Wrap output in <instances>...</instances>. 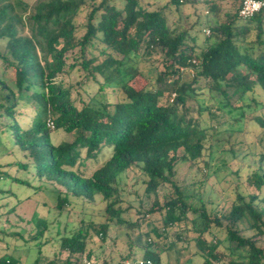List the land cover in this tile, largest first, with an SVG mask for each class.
Instances as JSON below:
<instances>
[{
	"label": "trees",
	"instance_id": "trees-1",
	"mask_svg": "<svg viewBox=\"0 0 264 264\" xmlns=\"http://www.w3.org/2000/svg\"><path fill=\"white\" fill-rule=\"evenodd\" d=\"M203 2L167 0L157 7L149 0H0V120H7L0 121V148L4 142L11 148L10 159L0 151V200H14L9 213H16L25 202L19 198L24 188L41 191L44 181L54 189L61 214L72 212L69 198L90 202L99 195L104 204V218L93 213L80 219L72 212L63 219L69 223L68 216L75 215L73 225L49 236L51 218L41 219L34 211L35 232L29 238L38 241V250L31 264L92 260L93 237L105 242L112 226L141 227L139 218L126 219L132 202L138 203L140 222L150 228L138 233L136 245L127 240L130 252L117 264H163L162 254L177 241L153 249L151 239L165 238L166 229L181 222L192 233L193 255L201 264H264V8L243 20L239 0ZM186 5H201L200 14L207 15L194 25L210 31L202 44L178 15L177 22L168 19L174 13L186 19ZM80 17L84 23L78 25ZM154 54L163 61L152 83L145 73L151 68L143 64ZM67 77L80 80L75 97L74 84L64 83ZM32 105L36 115L23 123L26 115L16 114ZM49 117L54 130L70 135V141L52 143ZM221 133L227 134L221 140L227 147L214 140ZM243 134L254 137L249 147L241 141ZM226 152L232 159L251 158L246 182L252 192L237 191L220 213L195 185L177 178L176 168L211 171L214 155ZM101 156L89 175L76 169ZM226 165L223 161L213 173ZM133 169L142 185L125 193L119 181ZM21 172L38 184L21 178ZM166 185L170 194L160 200ZM144 196L153 198L147 209ZM156 214L160 227L146 220ZM2 234L19 233L0 229ZM125 236L130 237L128 231ZM0 264L24 263L14 252L0 256Z\"/></svg>",
	"mask_w": 264,
	"mask_h": 264
},
{
	"label": "rangeland",
	"instance_id": "rangeland-1",
	"mask_svg": "<svg viewBox=\"0 0 264 264\" xmlns=\"http://www.w3.org/2000/svg\"><path fill=\"white\" fill-rule=\"evenodd\" d=\"M33 1V0H32ZM100 1V0H96ZM150 2L156 3L157 7H161L167 3V0H149ZM196 5L203 4V0H194ZM201 6V5H200ZM200 6H192V5H186L183 8L182 13L186 15V19L184 16H181V13H174L173 15L168 14L169 21L174 20L177 22V17L179 16V20H181L183 26L187 30H191L195 33L198 32V42L203 43L205 38V30L208 28L204 25H202L200 28L195 27L194 25L197 23V21H200L201 23L204 21L205 13L203 15L200 14ZM197 9V10H195ZM178 15V16H177ZM204 18V19H203ZM84 17L78 18L76 21L79 24L84 23L83 21ZM205 22V21H204ZM199 30V31H198ZM196 35V34H195ZM162 56L159 54L152 55L147 62L143 64V68L148 69L146 70L147 76L150 78V80L153 83V80L155 79L156 73L159 71H162ZM152 66V67H151ZM79 79H76L75 77H67L64 78V83H72L74 84V90L73 95L76 96L75 91H77L78 86H76L75 83L78 82ZM80 81V80H79ZM76 89V90H75ZM80 91V90H79ZM172 96H170L169 99H171ZM35 105H32L28 107L26 110L21 109L19 112H17L16 115H26L29 118L23 119V123L30 121L35 115ZM18 117V116H17ZM50 118V117H49ZM18 119H21L18 117ZM51 119V118H50ZM3 123H7L6 118H2ZM3 123L0 122V125H3ZM51 134V141L54 145H58L59 143L63 141H70L72 137L68 134H65L62 130L56 129L54 131H50ZM227 138L226 133H221L220 135L216 136L214 138L215 141H219L220 147L221 145H225L221 140H225ZM241 141L245 143V146L249 147L251 143L254 142V137L252 134H243V137L241 138ZM5 145H1L0 151L4 152L5 159L8 157L10 159V153L11 148L8 143H5ZM217 144V143H216ZM227 144V143H226ZM227 147V146H226ZM246 148V147H245ZM16 153L17 151L13 149ZM18 156V155H17ZM84 156V152L82 153V157ZM18 157H21L18 156ZM4 159V160H5ZM102 156L99 158L98 162H91L87 161L86 166H78L76 165V169H80V171H83L87 175H89L90 171L96 166L97 164L102 162ZM227 162V165L223 168L218 170L216 173H213L216 170V167H220V164L222 162ZM187 165L179 164L176 168L177 170V178L181 180L182 182H185L186 185H195V188L199 193H202L203 200L209 202V205L211 206L212 211L214 212H220L222 213L224 210L229 209L231 203L234 201L236 192H241L244 194L251 193L252 189L249 188L247 185L246 179H247V173L250 174V170L253 169V164L251 162V158L243 159V154H239L238 157L232 159L230 158V153H218L214 155L213 161L211 162L212 170L208 171L207 169L203 168L202 170L199 169H190L186 167ZM239 167L242 170H240L239 175L236 176L233 174V171L236 170V168ZM87 169V170H86ZM89 169V170H88ZM20 177L24 180H28L31 182L30 184L35 185L38 184L37 179L33 175H29L27 173L21 172ZM138 176L137 171L135 169L130 170L126 173H124L121 176L120 179V188L125 193L130 191V193L134 190L130 187L132 185H142V179ZM45 187L41 191H36V188L33 187H25L22 191L24 194L21 196L20 199L24 200L25 202H22V208H17L16 213H9L11 210V206L15 205L16 202L12 200L11 198H7L5 200H0V229H3L5 232H12L19 234L17 236H8L7 235H0V256L4 255H12L15 253L18 254L19 259H21V262L24 264H31L32 260L37 256V246L38 241L32 240L29 238V235L31 234V231L35 232V222H34V211L39 213V216L41 219L45 218V215H47L48 218H51L49 221L48 231H46L45 236H49L50 232H54L59 227H64L65 225H73L72 221L76 220L75 215L71 214L69 215V223H67L66 218L63 219V215L67 216L68 214L74 212L78 215V218L82 219L83 217L88 218L89 215L95 213L97 215V219L104 218L103 212H104V204L100 201V196L96 195L94 199L90 202H84L81 199L76 200L73 198H69L72 204V212H63L61 214V211L56 209L54 204V197L53 193L54 189L51 188V185H47L46 182ZM41 182V183H42ZM40 183V184H41ZM9 184V182H7ZM6 188L8 185L5 186ZM12 190L17 191V187H8ZM139 189V186L137 190ZM195 189V190H196ZM170 194V187L169 185L164 186L159 190L160 200L163 199L164 195ZM28 198V199H27ZM149 198V199H147ZM145 197L143 199L142 205L145 209L148 208L149 203L152 202V199L150 197ZM27 199V200H26ZM123 207L127 208L128 203V197H124ZM194 201V200H193ZM46 202L47 204H43ZM133 206H131L130 214L126 217V219H131V221H135L137 218H139L140 228H134V229H127L125 227L120 226H112V228L109 230L107 240L105 242H101L99 236H95L91 239L90 245L88 248L92 251V260L95 262V264H103L104 261L107 262V264H117V262L120 260V255L125 256L128 255L130 252V248L128 246V241L135 244L136 237L138 233L144 232L150 228L148 226L147 221L140 222L142 219L141 215H137L136 211L138 208V203L132 202ZM35 207V208H34ZM143 208V209H144ZM141 209V208H139ZM47 212V213H46ZM51 212V214L49 213ZM61 214L60 215L57 214ZM36 215V214H35ZM55 215V216H54ZM38 216V215H37ZM22 218L23 220H21ZM57 218V220H55ZM160 217L158 214L152 216H149L146 218L151 223H154V225L160 227ZM79 220V219H78ZM9 221V222H8ZM27 221H30L28 224H26ZM54 223V226L51 225ZM18 225V227H17ZM7 230V231H6ZM184 223L181 222L180 224H174L172 226H169L166 229V237L165 238H149L147 237L146 240L151 239L152 242H154L153 249H158L162 246L163 242H171L173 240L177 241V245L175 248L171 250H165L162 254V261L163 264H201V260L198 259L197 256H194V242L191 240L192 233L190 232L187 234V232L184 231ZM128 231L130 234V237L125 236V232ZM183 232V233H180ZM214 234H217V236L221 235L216 230L214 231ZM3 240V241H2ZM136 245V244H135ZM139 248V246H133L132 250ZM47 248V247H46ZM134 248V249H133ZM54 250L53 247L49 250L50 253H52ZM185 251V252H184ZM48 253V252H47ZM136 256L141 254V252L136 251ZM129 261V260H128ZM125 263V262H124ZM130 263V261H129Z\"/></svg>",
	"mask_w": 264,
	"mask_h": 264
},
{
	"label": "built area",
	"instance_id": "built-area-1",
	"mask_svg": "<svg viewBox=\"0 0 264 264\" xmlns=\"http://www.w3.org/2000/svg\"><path fill=\"white\" fill-rule=\"evenodd\" d=\"M240 6L238 10V16L243 20H248L254 17L257 13H259L264 8L263 0H239ZM209 29L205 30V34L209 35ZM195 62V61H194ZM46 126L49 130L54 131V122L48 118L46 120ZM81 264H95L93 260H85L83 259ZM124 264H130L129 261H125ZM138 264H149V261L143 263V261H139Z\"/></svg>",
	"mask_w": 264,
	"mask_h": 264
}]
</instances>
